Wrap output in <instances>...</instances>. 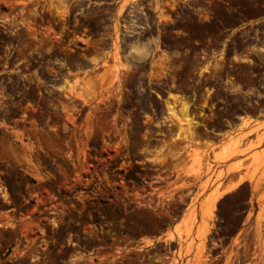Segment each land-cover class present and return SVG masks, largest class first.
<instances>
[{"label": "rangeland", "instance_id": "obj_1", "mask_svg": "<svg viewBox=\"0 0 264 264\" xmlns=\"http://www.w3.org/2000/svg\"><path fill=\"white\" fill-rule=\"evenodd\" d=\"M100 1L0 0V264H264V99L236 108L257 91L230 80L244 117L212 139L198 94L259 70L264 0Z\"/></svg>", "mask_w": 264, "mask_h": 264}, {"label": "flooded vegetation", "instance_id": "obj_2", "mask_svg": "<svg viewBox=\"0 0 264 264\" xmlns=\"http://www.w3.org/2000/svg\"><path fill=\"white\" fill-rule=\"evenodd\" d=\"M184 0H138V7H143L144 10H131L130 8H127L124 12V16H135V17H143V18H153L156 17L157 14L155 13V5L156 3L159 5V7L167 11L169 13V17L175 21L180 20L181 18H184L187 16V14L183 10H190L189 12L193 15H197L195 12L196 9L201 8L200 6H191L189 4H183ZM191 1V0H187ZM92 2V1H90ZM204 3L209 2L208 0H204ZM95 4L102 5L104 8L110 7L111 5H114V7H118L120 4L119 0H108V1H100L95 2ZM105 11L98 14L97 16L100 17H106L104 14ZM113 13V12H110ZM197 44V43H196ZM204 48L200 47L197 51L193 52L191 54L192 57L197 58L198 60H204L207 59L208 55L213 51L211 50L210 53L205 52L203 50ZM215 51V50H214ZM179 53V52H178ZM170 56H175L173 54H170ZM212 56V54L210 55ZM259 70L256 72H241V71H234L235 68H233L232 65L226 64L224 67L220 68L216 75H211V77H208V81L200 82L199 86V95H208V93H211L212 96L210 98L213 99L212 104H215L216 106L211 105V107L214 109L212 112H199V116L203 115L205 119H207L208 122L206 123H199V126L201 129L206 133L207 137H210L212 139H216L217 135H219L221 130H226L227 126L230 125L233 118L239 119L243 115L237 116L233 113L235 109H227L223 107L221 104L224 102L220 97H218L220 94H231L229 93L228 83H230V80H234L236 78H243L245 82H249L251 80L254 81V86H247L255 91L256 93L253 94V97L255 99L246 100L244 96H241L242 100L241 104H238L236 108L242 109L248 108V107H254V105L259 104L261 100L264 99V93L261 92V90H264V61L260 64H258ZM209 81H212V84L214 86H206L203 85ZM244 82V84H245ZM168 88L179 86L177 83H172L170 80L166 83ZM244 92V90H243ZM225 96V95H224ZM249 97V96H247ZM221 103V104H219ZM197 107V106H194ZM209 109V107H207ZM259 113L256 112L253 115H258ZM228 130V129H227ZM218 140V138H217ZM216 144L217 142H213Z\"/></svg>", "mask_w": 264, "mask_h": 264}, {"label": "bare ground", "instance_id": "obj_3", "mask_svg": "<svg viewBox=\"0 0 264 264\" xmlns=\"http://www.w3.org/2000/svg\"><path fill=\"white\" fill-rule=\"evenodd\" d=\"M178 109H179L181 115L184 116V119H183V120H179V122H181V121H185V120H186V121H188V124H189L190 121H189L188 117L186 116L187 109H188V105H187L186 103L182 102L180 108H178ZM166 111H167L169 117H172V120H173V117H174V118H178L177 113L174 112V110H173V108H172L171 106L167 105V106H166ZM167 118H168V117H167ZM168 119H169V118H168ZM170 120H171V119H170ZM192 122H193V121H192ZM177 123H178V122H177ZM181 123H182V122H181ZM192 126H193V125H192ZM190 127H191V126H190ZM188 129L190 130V128H188ZM189 132H190V131H189ZM231 144H232V143H231ZM232 146H233V145H232ZM228 154H229V153H228ZM228 154H227V155H228ZM241 180H242V177L237 178L236 181H234L233 183L231 182L230 185H227L226 188H223L224 190H223V189H222V190H223V191H226V190L231 189L232 187H234L235 185H237ZM223 191H218L217 195H221V193H222ZM215 197H217V196H215Z\"/></svg>", "mask_w": 264, "mask_h": 264}, {"label": "crops", "instance_id": "obj_4", "mask_svg": "<svg viewBox=\"0 0 264 264\" xmlns=\"http://www.w3.org/2000/svg\"><path fill=\"white\" fill-rule=\"evenodd\" d=\"M262 18V17H261ZM263 18H264V16H263ZM242 117H244V116H242ZM253 117H257L256 115H253ZM259 120H262V118H260ZM221 142H217L216 144L217 145H219ZM242 181H240L239 183H241Z\"/></svg>", "mask_w": 264, "mask_h": 264}]
</instances>
